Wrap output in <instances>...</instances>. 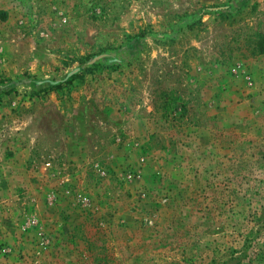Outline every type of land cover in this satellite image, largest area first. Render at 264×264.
Segmentation results:
<instances>
[{"label":"rangeland","instance_id":"1","mask_svg":"<svg viewBox=\"0 0 264 264\" xmlns=\"http://www.w3.org/2000/svg\"><path fill=\"white\" fill-rule=\"evenodd\" d=\"M264 0H0V264H264Z\"/></svg>","mask_w":264,"mask_h":264},{"label":"trees","instance_id":"2","mask_svg":"<svg viewBox=\"0 0 264 264\" xmlns=\"http://www.w3.org/2000/svg\"><path fill=\"white\" fill-rule=\"evenodd\" d=\"M264 42V41H263ZM264 44V43H263ZM261 52H264V46L261 45L260 47Z\"/></svg>","mask_w":264,"mask_h":264}]
</instances>
